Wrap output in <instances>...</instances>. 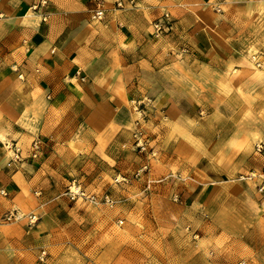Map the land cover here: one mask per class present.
I'll return each mask as SVG.
<instances>
[{
	"label": "crops",
	"instance_id": "0c3cea01",
	"mask_svg": "<svg viewBox=\"0 0 264 264\" xmlns=\"http://www.w3.org/2000/svg\"><path fill=\"white\" fill-rule=\"evenodd\" d=\"M114 1L103 0L105 16L96 20L95 0H0V236L27 264H70L64 247L79 226L81 203L64 192L72 180L88 188L103 183L112 167L129 165L134 101L151 100L147 122L164 165L188 159L179 168L194 164L225 183L220 176L264 163L251 154L262 133L254 109L229 111L205 81L199 85L206 92L194 88L204 80L199 72L217 75L239 62L231 25L264 0H136L133 6L123 0L124 9L113 8ZM169 9L174 28L155 40L151 23ZM182 46L186 68L174 56ZM234 98L236 105L238 96H226L227 103ZM34 139L43 144L35 159L29 157ZM11 142L22 161L11 160ZM13 210L38 221L2 222Z\"/></svg>",
	"mask_w": 264,
	"mask_h": 264
},
{
	"label": "rangeland",
	"instance_id": "374dc122",
	"mask_svg": "<svg viewBox=\"0 0 264 264\" xmlns=\"http://www.w3.org/2000/svg\"><path fill=\"white\" fill-rule=\"evenodd\" d=\"M214 12L222 11L214 8ZM164 14L173 24L176 22L170 9L163 10L157 18ZM240 16L241 21L231 25L235 38L230 39L239 62L226 66L217 75L199 72L197 78L204 80L196 81L194 88L206 92L199 85L205 81L207 89L212 85L209 89L219 95L218 100L229 111H235L237 105H241L238 112L254 109L262 133L251 154L264 157L254 149L256 144H264V5L246 8ZM153 22L150 37L161 40L170 33L156 37L152 34ZM180 49V56L174 54L177 62L187 56L182 54H189L186 47ZM187 61L190 62L188 57ZM228 95L238 96L241 102L233 104L234 98L227 103ZM138 103L132 102L131 109L143 133L145 150L135 147L134 123L130 152L126 153L130 156L128 166L112 167L103 183L90 182L88 188L76 180L89 193L99 197L108 194L113 203L93 205L77 200L81 203V218L69 236L72 244L68 242L64 247L68 262L75 264L73 260L78 258L77 264H264V196L257 192L256 182L243 178L249 172L220 176L228 182L219 183L215 175L206 177L194 164L191 170L179 168L181 161L190 162L188 159H170L164 165L166 155L159 154L147 122L151 100H141L139 107ZM201 190L206 191L205 198L186 199ZM16 249L0 236V264H27L17 256Z\"/></svg>",
	"mask_w": 264,
	"mask_h": 264
},
{
	"label": "built area",
	"instance_id": "2783aa9c",
	"mask_svg": "<svg viewBox=\"0 0 264 264\" xmlns=\"http://www.w3.org/2000/svg\"><path fill=\"white\" fill-rule=\"evenodd\" d=\"M96 1V9L93 13V18L96 20H102L105 16L106 8L104 7L103 0H95ZM136 0H127V3L129 5L133 6L135 4ZM126 7V2L123 0H116L113 2V8L115 9H124ZM36 8V7H35ZM43 20L46 19V17L42 18ZM174 28V24L172 20L169 18L168 14H164L161 18H157L154 20L152 24V34H154L156 37L160 35L167 34L171 32ZM253 60L256 63L257 66H260V63L257 60L256 56H253ZM141 103L139 102L138 107ZM135 131L133 133L134 143L135 147L143 151L145 150V141L143 140V133L141 132L140 128H138L139 122L135 121ZM6 147L8 151L11 152V160L12 161H22L24 159L21 155V150L14 144L13 142L7 143ZM43 144L40 139H34L30 144L29 149V157L30 158H38L40 153L42 152ZM255 152L258 154L264 153V144L259 143L255 145ZM146 166L143 168L145 169ZM244 179L252 180L256 182V188L257 192L264 196V164L261 166V168L258 170V172L251 171L249 172ZM116 181H118L116 179ZM4 194L5 192L2 191ZM64 195L69 198L71 201H77L82 200L84 202H88L93 205H100V204H107L111 205L113 203V199L108 194L102 195L99 197L98 195L94 193H89L81 188L79 183H76V180H73L68 186L67 189L64 192ZM23 217H26L28 220L29 225H33L38 221V216L35 214H25V215H19L16 210L8 211L5 213V215L2 217L3 221H16L18 219H21ZM46 252L42 251L39 256V261H43L45 259Z\"/></svg>",
	"mask_w": 264,
	"mask_h": 264
}]
</instances>
